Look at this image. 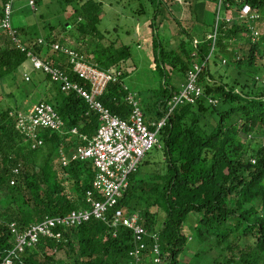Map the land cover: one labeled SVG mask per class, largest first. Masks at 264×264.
<instances>
[{"label":"trees","instance_id":"1","mask_svg":"<svg viewBox=\"0 0 264 264\" xmlns=\"http://www.w3.org/2000/svg\"><path fill=\"white\" fill-rule=\"evenodd\" d=\"M61 1L65 11L73 6L67 20L90 37L86 47L60 38L54 26L46 37L15 26L16 0H0V23L8 4L12 6L11 28H0V82L13 77L16 85L19 72L39 70L32 61L36 56L91 92L92 83L75 71L73 51L118 76L98 100L129 120L134 109L130 97L136 100L125 81L131 46L110 39L111 31L100 29L103 0ZM175 1L126 0L136 6L133 13L152 14L154 64L165 81L157 119L146 122L157 130L165 120L155 146L164 156L159 161L143 160L107 220L92 217L81 225L60 226L56 229L62 233L60 239L42 236L23 250L18 248L19 236L46 219L90 211L93 199H105L94 186L93 161L72 158L97 135L103 121L77 90L63 89L62 80L55 81L43 70H39L44 74L41 82L32 83L42 96L38 103L0 104V264L10 254L16 264H264V64L258 63L264 61V0H197L191 8V25L186 26L173 16ZM212 3L215 17L207 23ZM30 4L36 9L38 1ZM245 5L259 16L243 18ZM170 14L179 26L176 46L160 39ZM60 27L68 25L62 22ZM240 36L250 46L243 56L231 49ZM214 56L219 58L216 68L221 60L235 70V76L213 71ZM196 65L201 67L197 82L202 95L195 103L185 101L173 108L170 103ZM174 77L182 79L181 85ZM42 103L52 106L63 125L38 127L37 138L28 137L18 127L20 115ZM117 210L126 216L140 215L139 223L147 230L143 240L137 243L132 229L113 225ZM141 243L145 249L136 258L131 251ZM61 252L64 257L58 256Z\"/></svg>","mask_w":264,"mask_h":264},{"label":"built area","instance_id":"2","mask_svg":"<svg viewBox=\"0 0 264 264\" xmlns=\"http://www.w3.org/2000/svg\"><path fill=\"white\" fill-rule=\"evenodd\" d=\"M241 16L243 18L258 17L259 15L252 11L249 5H245L242 9ZM12 6L8 4L6 7V17L0 23L1 27L11 28ZM60 48L59 45L55 46ZM73 62L75 63V71L80 77L89 80L92 83L91 92L84 87L74 83L63 73L61 69L52 67L36 56L32 57V61L37 69L43 70L46 74L52 75L55 81L62 80L64 82L63 89H75L84 96L89 103L101 113L100 119L103 121L96 136H94L87 146H82L73 155V159L91 160L96 168V178L94 186L99 190L104 200L92 201V209L80 212L74 211L64 217L48 218L44 222L34 226L30 231L18 238V248L24 249L26 244H34L39 241L42 236L60 239L61 232H56L60 226H76L89 221L92 217L97 219H108V211L114 208L119 199L123 197L125 191L130 184V176L137 172L148 152H150L159 142L158 131L165 124L162 120L158 124L157 130L149 128L144 111L139 106L133 96L130 97L131 103L134 105L132 115L129 120L122 119L118 115L113 114L109 109L98 100L104 93L108 84L116 81L118 76L113 72L102 70L84 60L76 52H71ZM201 67L195 66V69L189 73L188 81L182 86L181 91L176 94L170 103L173 108L179 103L188 101L195 103L202 95V88L198 85L197 79ZM63 122L59 119L57 112L54 111L49 104H37L33 106L27 115H20L18 127L31 138H37L36 130L38 127H50L60 129ZM78 132V130H74ZM86 139V137H85ZM40 143L42 141L40 140ZM69 161L64 159V163ZM92 196L93 192H89ZM139 214L126 216L122 210H117L114 215L113 225H123L133 230L136 242L143 240L147 230L139 223ZM144 244L134 248L131 251L132 256L140 257L144 248ZM159 253V248H155ZM16 251H12L14 254ZM156 262H160V258H156ZM2 264H16L11 254L2 262Z\"/></svg>","mask_w":264,"mask_h":264},{"label":"rangeland","instance_id":"3","mask_svg":"<svg viewBox=\"0 0 264 264\" xmlns=\"http://www.w3.org/2000/svg\"><path fill=\"white\" fill-rule=\"evenodd\" d=\"M36 9L30 4V0H16L13 11V23L15 26L28 27L33 35L46 37L51 33L50 27L54 26L57 29L56 34L69 39L73 45H82L86 47L85 43H91L90 37H84L79 32L77 25L73 20H67V17L72 12L73 6H69V12L65 11V6L61 0H37ZM103 21L100 24V29L106 31L110 30V39H120L121 43H126L131 46L132 58L127 65L125 71V81L131 91L134 93L137 102L144 111L145 117L148 121L157 119V102L161 99V93L164 90L163 82L165 75L156 68L154 64V33L150 25L152 14L150 11H145L141 15L136 10L133 13L134 6L127 4L126 0H103ZM197 0H176L173 2V16L178 18L184 25H191V8ZM134 3V2H132ZM191 3V5H190ZM134 4H137L135 2ZM138 13V14H137ZM213 3L209 6L205 16V22L211 23L214 19ZM169 23L162 26L160 39L162 41L168 40L172 46L178 44V39L175 35L179 32L177 22L172 19ZM67 23L68 28L60 27L61 23ZM186 22V23H185ZM250 26H252L250 24ZM264 29V25L261 26ZM118 28V31L115 29ZM256 36L259 35V30L256 29ZM166 37V38H165ZM97 45L93 43L92 48ZM249 44L245 41L243 36L232 45L233 50L239 53L240 56L246 54L249 50ZM219 58L214 56L211 61V68L213 71L218 70L220 73H226L227 76H235L236 72L233 68L227 67L226 64L219 60V66L216 68L215 60ZM264 64V61L258 62ZM28 74L19 72L17 84L13 77L7 78L4 82H0V104L5 106L22 105L26 107L38 103L42 98L41 93L35 91V85L40 83L44 78L39 70L29 68ZM38 77H37V76ZM168 79L171 80L173 76L168 72ZM180 77V76H179ZM174 77L176 83L181 85L182 79ZM34 83V84H32ZM16 86H19L16 88ZM16 93V97L15 94ZM12 93V96H8ZM24 104V105H23ZM163 150L160 147H155L147 155L146 159L151 161H159L163 158ZM188 228V226H187ZM187 232H190L187 230ZM59 257H64V252L58 254Z\"/></svg>","mask_w":264,"mask_h":264},{"label":"crops","instance_id":"4","mask_svg":"<svg viewBox=\"0 0 264 264\" xmlns=\"http://www.w3.org/2000/svg\"><path fill=\"white\" fill-rule=\"evenodd\" d=\"M36 76H37V75H36ZM37 77H38V76H37ZM40 77H41V76H40ZM40 77H39V78H40Z\"/></svg>","mask_w":264,"mask_h":264}]
</instances>
